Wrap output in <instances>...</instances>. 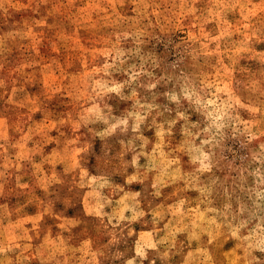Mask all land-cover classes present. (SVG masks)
I'll return each instance as SVG.
<instances>
[{
  "label": "rangeland",
  "instance_id": "374dc122",
  "mask_svg": "<svg viewBox=\"0 0 264 264\" xmlns=\"http://www.w3.org/2000/svg\"><path fill=\"white\" fill-rule=\"evenodd\" d=\"M0 264H264V0H0Z\"/></svg>",
  "mask_w": 264,
  "mask_h": 264
}]
</instances>
